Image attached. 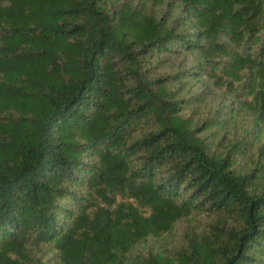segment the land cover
Segmentation results:
<instances>
[{
    "label": "trees",
    "instance_id": "obj_1",
    "mask_svg": "<svg viewBox=\"0 0 264 264\" xmlns=\"http://www.w3.org/2000/svg\"><path fill=\"white\" fill-rule=\"evenodd\" d=\"M0 264H264V0H0Z\"/></svg>",
    "mask_w": 264,
    "mask_h": 264
}]
</instances>
